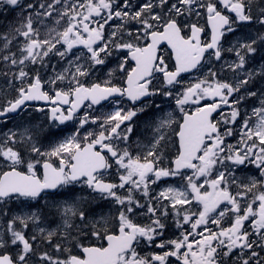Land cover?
I'll use <instances>...</instances> for the list:
<instances>
[{
  "label": "flooded vegetation",
  "instance_id": "1",
  "mask_svg": "<svg viewBox=\"0 0 264 264\" xmlns=\"http://www.w3.org/2000/svg\"><path fill=\"white\" fill-rule=\"evenodd\" d=\"M131 3H139V9L154 11L157 0H129ZM141 3V4H140ZM170 61V58L167 59ZM133 66L127 64L121 70L120 87L125 88V81ZM165 65L158 67L154 78ZM153 80L146 83L151 93L154 91ZM114 103L110 107H115ZM146 103L136 108L144 107ZM43 112V118L52 111L51 108H33ZM222 109L221 115L216 119L222 124L226 118ZM95 110L89 104L83 118L88 121L86 136L88 142L93 140L96 131L90 128V121L94 119ZM111 117V113L106 114ZM246 118L228 117L226 125L233 129L247 131L251 127V120L244 122ZM241 127V129H240ZM63 129L65 137L71 136L66 128ZM135 126L131 125L128 131L134 133ZM111 124L102 125L101 133L110 134ZM238 135L239 132H238ZM250 139L246 138L247 145L252 146L253 133L246 132ZM242 136V135H241ZM241 141L244 142V136ZM118 146L117 139L111 143ZM264 147V141L258 142ZM121 146V144L119 145ZM127 145L124 144V148ZM257 149V148H256ZM245 150V145L242 146ZM239 150H237L238 152ZM158 157H163V151L154 149ZM247 153L244 152L243 156ZM260 164L257 175L252 184H214L207 185L187 184L184 190V201L180 206L176 201L175 193L165 198L151 191L144 195L142 202L144 207L140 212L128 214L125 206L119 199L132 200L138 196L140 186L133 187L124 184L120 179L118 164L110 163L109 170L98 177V180L109 182L114 186V192L105 197L109 209L117 211V220L128 225L139 227L138 245L131 256H124L122 264H264V149L258 150ZM257 160V158H256ZM254 161H248V169H252ZM238 168H236V171ZM151 185V184H148ZM204 185V186H203ZM203 186V188H202ZM229 191L232 194L231 201L217 210L213 209V203L219 193ZM183 212L181 213L180 210ZM71 244L72 239L70 240Z\"/></svg>",
  "mask_w": 264,
  "mask_h": 264
},
{
  "label": "trees",
  "instance_id": "2",
  "mask_svg": "<svg viewBox=\"0 0 264 264\" xmlns=\"http://www.w3.org/2000/svg\"><path fill=\"white\" fill-rule=\"evenodd\" d=\"M260 14H261L260 11H254L252 13V18H256ZM5 35L6 34H5V29H4V20H0V40ZM2 45L3 44L0 43V47H2ZM1 73H2V67L0 66V74ZM56 203H58V202H56ZM106 214H107V212L105 210H99V212H96L95 214H93L94 216H92L91 213H90V224L88 223L89 216H85L86 217V223H85V225L79 224L78 227L81 228V229H86V228H90V229H92V228L93 229H98V228L105 229L104 221L106 219ZM46 220H47V222H49L47 218H46ZM88 234H89V231L88 232L87 231L81 232V234L79 236H76V237H73L72 238V242L78 241V240H81V239H84V236H87ZM66 243H68V241H66Z\"/></svg>",
  "mask_w": 264,
  "mask_h": 264
},
{
  "label": "water",
  "instance_id": "3",
  "mask_svg": "<svg viewBox=\"0 0 264 264\" xmlns=\"http://www.w3.org/2000/svg\"><path fill=\"white\" fill-rule=\"evenodd\" d=\"M214 22L216 23H220L221 20L220 19H214ZM206 116H209V113H206ZM82 163V165L85 167L86 170V175H88L90 173V176L93 175L94 173H97L98 171H100L102 164L104 163L103 160L102 161H98L95 159H90V163L89 161H87V159L85 158L84 155H81L79 157V165ZM88 165H90V172L88 171ZM76 175H79V173L76 171ZM114 252H111V256L113 255ZM93 257H97V259H93ZM100 255H98L97 253H92V257L90 259V264H101L99 263L97 260L100 259ZM110 257V256H109ZM108 257V258H109ZM0 264H8V261H4V260H0Z\"/></svg>",
  "mask_w": 264,
  "mask_h": 264
},
{
  "label": "bare ground",
  "instance_id": "4",
  "mask_svg": "<svg viewBox=\"0 0 264 264\" xmlns=\"http://www.w3.org/2000/svg\"><path fill=\"white\" fill-rule=\"evenodd\" d=\"M38 125H39L38 123H30L28 127H29V128H33V129H36V128L38 127ZM25 221H26V220L23 219V220H22V224H25ZM76 242H77V241H74V242H72V243H76Z\"/></svg>",
  "mask_w": 264,
  "mask_h": 264
},
{
  "label": "rangeland",
  "instance_id": "5",
  "mask_svg": "<svg viewBox=\"0 0 264 264\" xmlns=\"http://www.w3.org/2000/svg\"><path fill=\"white\" fill-rule=\"evenodd\" d=\"M204 98H205V96L201 97V99H200L198 102H200V101L203 100Z\"/></svg>",
  "mask_w": 264,
  "mask_h": 264
}]
</instances>
